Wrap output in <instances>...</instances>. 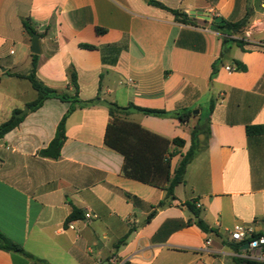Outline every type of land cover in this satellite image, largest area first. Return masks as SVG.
<instances>
[{
	"label": "crops",
	"instance_id": "obj_1",
	"mask_svg": "<svg viewBox=\"0 0 264 264\" xmlns=\"http://www.w3.org/2000/svg\"><path fill=\"white\" fill-rule=\"evenodd\" d=\"M155 1L226 23L249 10L244 49L233 40L239 36L215 30L213 20L208 28L184 25L149 0H0V125L38 96L25 78L33 54L23 22L30 20L40 37L36 75L45 86L72 92L74 68L85 102L109 97L123 107L199 110L186 122L139 112L128 117L166 139H183L181 154L204 117L211 131L201 136L177 199L160 207L166 191L125 177L124 157L105 144L108 108L97 103L68 117L58 159L39 152L70 103L49 99L29 111L0 139V232L37 261L0 250V264H105L114 257L125 264H236L250 251L247 241L231 239L234 227L264 233V134L247 135L248 126L264 127V0ZM235 61L246 71L229 72ZM12 84L29 87L32 97L7 89ZM188 203L215 233L196 225ZM74 210L82 218L68 220ZM87 212L96 217L86 219Z\"/></svg>",
	"mask_w": 264,
	"mask_h": 264
},
{
	"label": "trees",
	"instance_id": "obj_2",
	"mask_svg": "<svg viewBox=\"0 0 264 264\" xmlns=\"http://www.w3.org/2000/svg\"><path fill=\"white\" fill-rule=\"evenodd\" d=\"M149 3L155 7L170 12L175 17V20L181 24L199 27L194 18L181 10L169 8L155 0H149ZM250 19L251 13L248 10L245 17L239 22H227L223 26L214 24L213 28L217 31L227 32L229 35L235 34L246 28L249 25ZM23 26L30 37L37 34V31L31 26L30 20L24 21ZM97 32L102 34L105 32V30L98 28ZM225 41H227V39H225ZM234 41L239 47L244 49L245 43L242 40ZM82 47L86 49L95 48L94 46L89 45H82ZM32 57V71L25 78L31 83V86L37 92L38 96L34 101L27 104L30 112H35L40 109L49 99H58L62 102L70 103L68 112L64 115L57 127L54 139L47 148L39 152V155L42 157L58 159L61 156V150L67 139L66 123L68 117L77 109L91 107L99 102L97 100L85 102L80 99L77 73L74 68H71L69 71L72 92L60 93L45 86L36 75L38 55L33 54ZM216 65L217 63L213 66V75L217 71ZM234 65L237 71H246L247 69L245 65L238 61H235ZM107 107L110 120L105 133V144L124 157L122 169L123 175L129 179H133L166 191V200L159 204L160 207L165 206L168 201H175L177 199L175 195V189L179 185L185 183V173L187 166L196 155L197 149L201 143V136H204L205 139H208L211 134L209 129L210 116L201 119L200 122L194 127L191 133V147L185 154H181L179 149H182L185 146V141L183 139H166L143 128L139 123L130 120L128 117L133 112H139L145 115L157 117L172 116L181 120L182 122H186L189 121L193 116L192 110L169 113L164 110L140 108L134 104H129L128 106L123 107L113 102L107 103ZM213 109L214 105H211L210 112H212ZM20 112V110H16L9 120L0 125V139L17 128L23 121L25 116L23 118L16 117V114ZM255 134L263 135L264 127L248 126L247 135L250 137ZM172 146L176 148L171 150ZM178 155H181V160L176 167H173V159ZM187 206L190 209L193 219L199 228L209 234L215 233V230L210 228L201 218V212L194 204L188 203ZM153 216L154 212L149 215L148 220H151ZM81 218V212L74 210L68 220ZM256 236H264V233L258 234ZM126 239L127 236L120 241L119 245L123 244ZM0 250L19 253L31 260H36L32 255L28 254L21 245L14 243L1 232ZM236 250L238 251L239 248H236ZM235 263L264 264L244 258H236Z\"/></svg>",
	"mask_w": 264,
	"mask_h": 264
},
{
	"label": "built area",
	"instance_id": "obj_3",
	"mask_svg": "<svg viewBox=\"0 0 264 264\" xmlns=\"http://www.w3.org/2000/svg\"><path fill=\"white\" fill-rule=\"evenodd\" d=\"M226 69L229 72L236 71V69L233 67H227ZM95 217L96 216L91 212H87L85 214V218L88 220ZM69 228L74 229L73 224H70ZM231 239L238 243L247 241L250 254L246 256L245 259L264 262V236L257 237L254 235V230L252 228H247L243 225H236L231 232ZM209 243L210 242H208V244ZM105 264H125V262L114 257Z\"/></svg>",
	"mask_w": 264,
	"mask_h": 264
},
{
	"label": "water",
	"instance_id": "obj_4",
	"mask_svg": "<svg viewBox=\"0 0 264 264\" xmlns=\"http://www.w3.org/2000/svg\"><path fill=\"white\" fill-rule=\"evenodd\" d=\"M190 16L195 19L196 23L204 28H208L210 25V22L213 20V23L219 24V25H225L226 22L223 20L222 17H215L212 18L210 13L207 12H191ZM39 35L35 34L32 36L31 39V52L32 54L39 55L41 50H40V45H39ZM30 109L28 107H25L24 110H22L20 113L16 115L17 118H23L25 115L29 113ZM200 111H194L193 114H199ZM246 248H249V245H245ZM248 264V263H245Z\"/></svg>",
	"mask_w": 264,
	"mask_h": 264
},
{
	"label": "rangeland",
	"instance_id": "obj_5",
	"mask_svg": "<svg viewBox=\"0 0 264 264\" xmlns=\"http://www.w3.org/2000/svg\"><path fill=\"white\" fill-rule=\"evenodd\" d=\"M260 19H262L261 17H260ZM253 23V18H251L250 19V22H249V25L250 24H252ZM248 25V26H249ZM247 26V27H248ZM246 27V28H247ZM246 28H244L242 31H240V32H238V33H235V35H237V36H239L240 37V39L243 41L244 39H242V38H245V35H244V30L246 29ZM228 39V38H227ZM233 40H235V39H233ZM7 89H11V90H14V91H20L21 93H22V95H23V98H26V99H30L31 97H32V93L31 92H33L34 93V91H30L31 89H29V87H28V90H26L25 89V87L23 86V87H19V86H15V85H10V86H7ZM36 94V93H35ZM110 98L108 97V98H106V100H104L103 102H99V104L101 105V106H104L105 108H108L107 107V103H109L110 102V100H109ZM204 107V106H203ZM23 110H24V108H23ZM194 111H197V110H193V112ZM17 115V114H16Z\"/></svg>",
	"mask_w": 264,
	"mask_h": 264
}]
</instances>
